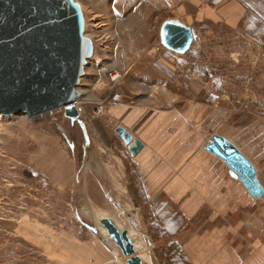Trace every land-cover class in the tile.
<instances>
[{"label":"rangeland","instance_id":"rangeland-1","mask_svg":"<svg viewBox=\"0 0 264 264\" xmlns=\"http://www.w3.org/2000/svg\"><path fill=\"white\" fill-rule=\"evenodd\" d=\"M76 1L86 16V36L96 46L78 87L82 93L77 106L90 141L62 108L36 117L0 115V264H127L113 241H102L109 237L101 223L105 217L114 220L121 231L128 230L148 256L146 264H169L159 259L158 251H149L152 245H147L144 235L127 218L132 215L149 232L140 205L126 203L129 200L117 188L102 186L110 181L126 190L120 172L125 169L124 146L114 125L105 121L113 107L111 99L119 93L124 103L167 106L179 99L178 95L182 99L186 93L182 85L189 79L197 81L204 71L243 69L244 97H254L257 103L253 109L262 113L264 91H251L245 78L252 73L255 82L264 74L258 73L264 70V49L257 48L259 59L251 61L248 54L256 53L254 46L245 44L244 48L231 39L224 43L223 38L211 34L200 43L204 47L199 43L194 47L196 58L173 53L167 57L162 54L160 24L180 15L178 8L186 0ZM261 15L256 19L264 25ZM235 35L228 33L229 38ZM114 70L121 77L113 82L110 73ZM258 85L259 81L255 86L261 88ZM100 105L106 109L98 114ZM82 164L86 168L77 182V167ZM109 196L118 198L127 211ZM164 250H169V255L171 249Z\"/></svg>","mask_w":264,"mask_h":264},{"label":"crops","instance_id":"crops-1","mask_svg":"<svg viewBox=\"0 0 264 264\" xmlns=\"http://www.w3.org/2000/svg\"><path fill=\"white\" fill-rule=\"evenodd\" d=\"M178 9L180 15L168 19L193 27L199 37L189 51L175 53L162 44L159 28L162 54L195 56L196 44L204 47L200 43L217 34L224 43L231 39L244 48L254 46L256 53L250 51L249 59H259L264 25L257 19L264 17V0H186ZM231 32L236 33L233 38L228 37ZM242 70L204 71L197 81L189 79L182 85L186 91L182 99L178 95L167 106L120 102L108 109L105 121L114 125V132L122 125L144 146L132 156L120 138L126 190L110 181L102 186H113L129 200L126 203L140 205L153 241L149 251H158L164 263L264 264V203L231 175L226 162L206 149L213 135L229 139L256 166L264 183V112L253 109L254 97H244ZM252 77L251 73L245 78L251 91H264V80L257 77L254 82ZM258 81L261 88L255 86ZM85 168L86 164L77 167L80 177ZM109 199L127 211L118 198ZM164 247L171 249L169 255Z\"/></svg>","mask_w":264,"mask_h":264},{"label":"water","instance_id":"water-1","mask_svg":"<svg viewBox=\"0 0 264 264\" xmlns=\"http://www.w3.org/2000/svg\"><path fill=\"white\" fill-rule=\"evenodd\" d=\"M198 37L193 27L178 19H165L160 25L162 44L175 53L189 51ZM95 48L94 40L86 36V16L76 0H0V115L22 113L35 117L62 108L66 117L80 124L90 141L76 102L81 98L78 87ZM115 132L132 156L143 148V143L124 126H118ZM206 149L227 163L231 175L254 199L264 198L257 168L238 146L213 135ZM76 180L80 181L78 172ZM127 218L151 246L150 234L142 228V222L130 214ZM101 223L109 234L102 240L113 241L127 264H146L136 254L128 230L121 231L108 217Z\"/></svg>","mask_w":264,"mask_h":264},{"label":"built area","instance_id":"built-area-1","mask_svg":"<svg viewBox=\"0 0 264 264\" xmlns=\"http://www.w3.org/2000/svg\"><path fill=\"white\" fill-rule=\"evenodd\" d=\"M120 77H121V73L117 70H114L110 73V78L113 82L118 81V79ZM120 102H121V95L119 93H117V94L113 95L110 105L115 106ZM105 109H106V107L104 105H100L99 107H97V113L101 114L104 112Z\"/></svg>","mask_w":264,"mask_h":264},{"label":"bare ground","instance_id":"bare-ground-1","mask_svg":"<svg viewBox=\"0 0 264 264\" xmlns=\"http://www.w3.org/2000/svg\"><path fill=\"white\" fill-rule=\"evenodd\" d=\"M79 91V90H78ZM81 99V98H80ZM80 99L76 102V103H78L79 101H80ZM77 105V104H76ZM78 107V106H77ZM38 116V115H37ZM36 117V116H35ZM212 142V140L210 141V143ZM103 225V224H102ZM104 227V226H103ZM105 228V227H104ZM106 229V228H105ZM107 230V229H106ZM108 232V231H107ZM135 244V243H134ZM135 248H136V254L137 255H141L143 258H144V260H147L148 259V257H147V255L144 253V251L142 250V248L139 246V248L136 246V244H135ZM124 256V255H123ZM124 258L126 259V261H127V258L124 256Z\"/></svg>","mask_w":264,"mask_h":264}]
</instances>
